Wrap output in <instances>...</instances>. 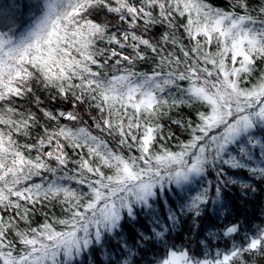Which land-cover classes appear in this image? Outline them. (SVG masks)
I'll return each instance as SVG.
<instances>
[{"label": "snow or ice", "instance_id": "1", "mask_svg": "<svg viewBox=\"0 0 264 264\" xmlns=\"http://www.w3.org/2000/svg\"><path fill=\"white\" fill-rule=\"evenodd\" d=\"M242 176L264 183V0L0 12V264H264V226L174 242Z\"/></svg>", "mask_w": 264, "mask_h": 264}, {"label": "trees", "instance_id": "2", "mask_svg": "<svg viewBox=\"0 0 264 264\" xmlns=\"http://www.w3.org/2000/svg\"><path fill=\"white\" fill-rule=\"evenodd\" d=\"M29 2L30 0H0V12L7 11L14 3L17 5H26ZM213 2L215 3L216 0H213ZM12 12L16 13L17 26L24 23V27H27V23L30 22L31 17L30 11L17 7L13 8ZM48 103L51 105V102ZM53 106L59 108L62 105L58 103ZM63 107L65 110L70 109L71 104H64ZM182 111L184 114H187L190 110L185 108ZM172 115L176 116V113H172ZM89 123H91V121H89ZM165 123L167 124L168 122L165 121ZM172 129L177 132L180 139H187V134L182 133V131L178 129V126L173 125ZM93 131L94 134H98L95 129H93ZM176 143L177 141L175 138L169 142L171 146H174ZM111 146L114 148L117 147L115 144ZM241 183H254L257 191L253 193L251 189H243L240 187ZM216 209L215 212H209L201 216L198 224L193 221L191 214L181 216V223L173 232V236L175 237L174 242L177 245H186L189 249H196L198 241L204 239L207 232L222 231L224 225L236 222H240L249 230V234H252L257 226H264V183H261L259 180L253 182L250 178L245 179L243 176L240 177L239 182L231 186V188L224 193L223 207L217 205ZM139 226V224L136 225V227ZM127 229L131 231L132 226L128 225ZM215 243H219L221 248L224 246L223 241L214 242V244ZM202 247L203 246H200L201 250ZM154 250L155 249H153V251ZM214 252L215 249L213 248L212 254H214ZM137 259H140V257H137ZM152 259L154 258L151 252L145 253L142 264H147V262ZM106 260V254L96 252L92 254L90 260L86 258L84 264H105ZM254 264H262L261 258H257Z\"/></svg>", "mask_w": 264, "mask_h": 264}]
</instances>
